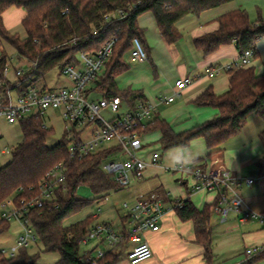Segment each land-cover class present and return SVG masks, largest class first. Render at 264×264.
Segmentation results:
<instances>
[{
  "label": "trees",
  "instance_id": "obj_1",
  "mask_svg": "<svg viewBox=\"0 0 264 264\" xmlns=\"http://www.w3.org/2000/svg\"><path fill=\"white\" fill-rule=\"evenodd\" d=\"M233 0H0V42L5 41L15 48L18 59H26L37 66L19 78L28 80L31 75L37 81L55 69L76 63L79 53H94L103 45L116 38L112 57L98 82L99 90L106 96H123L128 100L130 92L119 89L117 78L125 74L130 66L126 54L132 47L134 38L143 43L144 31L139 26V17L152 12L159 29L169 43L178 41L182 35L177 22L187 15L199 16L204 11L230 3ZM11 7L26 11L22 27L25 38L6 28L3 15ZM133 8L130 10V8ZM118 9L127 10L128 15L121 20L105 22V15ZM218 30L195 40V46L211 54L222 45L236 42L240 55L248 49L254 51V58L260 56L258 42L264 38V18L252 22L245 9H237L219 17ZM147 49V48H146ZM8 55H0V99L7 98L16 84L5 75ZM229 90L217 95L209 87L195 100L199 106H210L219 110V115L194 128L177 133L163 119H155L139 129L141 135L153 131L161 133L163 150L186 148L197 138H203L208 149L207 158L222 150V145L238 135L246 126L251 114L264 121V74H257L254 66L230 70ZM132 108H135L131 104ZM23 138L16 146L11 161L0 167V205L10 197L18 203L23 198L39 195L40 182L56 165L65 166L66 183L57 190L56 204L32 209L28 216L43 245L42 252L59 254L57 264H91L81 254V243L89 233L95 216L66 225V221L82 209L104 199L111 190H122L117 181L101 169L102 161L114 150L109 149L86 156L72 157L68 150L66 136L55 145L48 139L53 132L45 126L40 116H29L20 120ZM264 138V133L262 134ZM264 170V156L257 162ZM82 186L89 187L95 198L88 200L79 194ZM219 196L211 204L198 208L190 198L181 200L175 208L179 217L191 220L195 225L196 242L203 247L206 264H212L214 207ZM123 221V219H122ZM11 223L0 216V236L6 233ZM128 241L111 249L99 264H117L126 251ZM41 253H30L22 248L18 254L8 257L0 251V264H39Z\"/></svg>",
  "mask_w": 264,
  "mask_h": 264
},
{
  "label": "crops",
  "instance_id": "obj_2",
  "mask_svg": "<svg viewBox=\"0 0 264 264\" xmlns=\"http://www.w3.org/2000/svg\"><path fill=\"white\" fill-rule=\"evenodd\" d=\"M233 1L204 11L199 16L187 15L182 18L176 24L182 37L174 43H169L164 38L152 12L141 15L138 22L144 31L148 59L142 62H127L130 68L124 74L127 78L123 81V92L129 91L130 95L128 100L121 96L124 108H132L131 104L136 106L139 103H150L155 107L150 121L163 119L177 133L216 118L219 110L210 106H199L195 100L209 87H212L217 95L229 90L230 70H227L226 66L234 65L240 57V52L236 42L232 41L207 55L195 46V40L218 30L220 16L243 9ZM25 16L26 11L23 8L11 7L4 13L3 21L6 28L14 32L21 28ZM257 48L260 56L254 58L249 66H254L256 73L260 75L264 74V38L258 42ZM208 68L220 69V74L210 77L206 73ZM187 76L193 78V84L180 92L173 102L161 100L162 97L173 95L176 91V81ZM8 79L11 81L9 77ZM263 133V119L251 114L243 130L224 143L222 150L210 158H207L208 149L203 138L193 140L186 148H172L177 150L174 153H171L173 150L170 149L169 156L162 155L159 165L148 167L142 179H134L128 186L133 192V199L140 194L155 191L162 195L168 205L190 198L202 209L206 204L213 203L217 194L193 192V180L190 177L170 172L166 166L183 163L210 168L219 165L229 170L232 178L240 180V184L234 188L247 204L253 210L264 213V170H260L257 164L264 156ZM152 134L161 138L159 131L142 135L144 150L140 156L146 160L151 158L154 151H158H146ZM249 177L256 178L252 185L245 181ZM212 223V264H264V252L250 259H247L246 255V249L264 244V224L258 221L240 222L237 212H230L226 217H221L215 211ZM120 224L121 218L119 225H114L119 227ZM145 237L154 254L143 264H206L204 249L196 242L193 221L182 220L175 209H170L165 214L160 231L148 232ZM127 253L128 251H125L122 257ZM122 257L117 264H129V260L122 261Z\"/></svg>",
  "mask_w": 264,
  "mask_h": 264
},
{
  "label": "built area",
  "instance_id": "obj_3",
  "mask_svg": "<svg viewBox=\"0 0 264 264\" xmlns=\"http://www.w3.org/2000/svg\"><path fill=\"white\" fill-rule=\"evenodd\" d=\"M128 13L124 9L110 12L105 15V22L121 20ZM116 41V38L107 41L94 53H79L76 63L68 64L62 70L55 69L67 80V84L57 87H51L48 83L39 84L34 75L22 83L18 82L19 78L35 70L37 66L35 63H31L27 69L14 70L17 76L14 82L16 88L8 91L6 99H0V119L4 118L13 124L20 123L21 119L29 116H40L44 119L49 111H59L68 129L66 139L70 155L84 158L104 150L116 149L102 161L101 169L125 189L134 179H142L148 167L159 165L162 154L154 151L149 160L140 156L141 151L144 150V143L138 131L152 119L154 105L139 103L135 108H127L120 113L124 103L123 98L106 96L99 90L98 82L112 57ZM147 59L148 52L143 41L138 37L134 38L132 47L127 52L126 62H142ZM253 59L254 51L248 49L240 55L234 65L226 66V69L247 67ZM9 70L8 62L5 68L6 77L9 75ZM206 73L210 77H215L220 74V69L208 68ZM193 82L191 76L178 79L174 94L167 98L162 97L161 100L167 103L173 102L176 96ZM103 110L110 111L114 117L105 118L102 115ZM45 126H47L46 123ZM87 130L89 132L86 137L84 133ZM15 148L0 145V156H12ZM110 157L113 158L110 159ZM166 169L190 177L193 180V192L204 191L217 194L219 202L213 211L221 217H226L230 212H237L240 222L258 221L264 224V213L253 210L238 194L234 187L240 184V180L232 178L226 168L219 165L203 168L199 165L188 166L180 163L166 166ZM64 174L65 166L60 163L40 182L39 195L30 199L23 198L18 203L14 197H10L0 205L1 218L10 223L16 221L23 229L15 245L9 247L8 252L3 251L8 257L16 256L20 249L28 248L40 241L28 214L35 208H44L53 204L58 206L56 193L66 183ZM245 181L252 185L256 178L249 177ZM180 203L181 200H177L168 205L162 195L153 191L140 194L133 201H124L122 204L124 215L120 216L121 224L117 228L111 222H99L98 216H95L96 222L92 224L89 233L81 243V246L87 248L83 252L85 260L91 264H99V261L111 249L127 240L129 246L126 251H128L129 264L145 263L154 254L145 237L146 233L160 231L165 214L168 210L175 209ZM263 252L264 244L250 247L246 249L247 259Z\"/></svg>",
  "mask_w": 264,
  "mask_h": 264
},
{
  "label": "rangeland",
  "instance_id": "obj_4",
  "mask_svg": "<svg viewBox=\"0 0 264 264\" xmlns=\"http://www.w3.org/2000/svg\"><path fill=\"white\" fill-rule=\"evenodd\" d=\"M233 3L239 6L240 8L245 9L249 13V17L252 22H256L260 16L264 18V0H234ZM16 31L14 32L10 31V32L12 33V35H18L21 38L26 36V33L22 26L20 29H16ZM15 51L16 50L12 45L8 44L5 41L0 42V55L2 53H6L9 58L8 62L10 63V70H9V75L7 74L8 75L7 77L11 79L12 83H14L17 79V76H15L14 74V70H17L19 68L27 69L28 67L31 66V63L28 60L18 59ZM126 78L127 76H125L124 74L117 78L118 83L122 86L120 87L119 85V89L121 91H124L125 85L123 81ZM66 81L67 80L63 76L59 75L57 70H53L49 74H47L43 79H41L38 83L39 84L48 83V85L51 87H57L62 84H67ZM121 111L122 112L120 113H123L124 111H126V108L122 106ZM102 115L107 119H111L114 117V114L107 110L105 111L103 110ZM44 119L46 125L49 128L53 129V132L48 139V144L55 145L66 136L68 131L66 127V123L62 120L59 111H49L47 117L45 116ZM88 130L84 133L86 137L89 132ZM22 138H23V134L19 123L11 124L4 118L0 119L1 146L5 145L10 148H14L21 142ZM154 150H158L165 157V156H169L170 151L173 149L171 148V150L169 149L167 151L163 150L162 145L160 143V139L155 134H152V136L149 137L146 151L148 152ZM176 151L177 150L174 149L173 152L171 153H174ZM11 158H12L11 155H3V156L1 155L0 167L9 163L11 161ZM111 158L113 157H110V159ZM79 194L80 196L88 200H92L95 198V194L87 186H82L79 190ZM133 200H134L133 192L131 191V187L130 188L126 187L125 189L119 191L111 190L107 193L104 199H98L97 201L88 205L80 212L69 218L65 224L71 225L73 223L84 220L90 216H98V221L101 223L112 222L115 225H119L120 216L123 217L124 215V211H122V204L124 203V201H133ZM21 232H23L21 225L18 222L13 221L11 223L10 229L6 233L0 236V251L7 250L8 252L9 247L15 245L17 238ZM86 249H87L86 247L81 246L82 255H84L83 252ZM28 251L31 253H38V252L41 253V259L39 261V264H57V262L59 261V254L42 252L43 245L40 241H37V243H34L31 246H29ZM126 259H128L127 254H125L122 257V261Z\"/></svg>",
  "mask_w": 264,
  "mask_h": 264
},
{
  "label": "clouds",
  "instance_id": "obj_5",
  "mask_svg": "<svg viewBox=\"0 0 264 264\" xmlns=\"http://www.w3.org/2000/svg\"><path fill=\"white\" fill-rule=\"evenodd\" d=\"M177 163L179 162V161H176Z\"/></svg>",
  "mask_w": 264,
  "mask_h": 264
}]
</instances>
